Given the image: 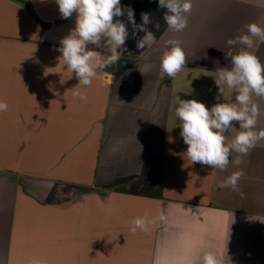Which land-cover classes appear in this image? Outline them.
Segmentation results:
<instances>
[{"label": "crops", "instance_id": "0c3cea01", "mask_svg": "<svg viewBox=\"0 0 264 264\" xmlns=\"http://www.w3.org/2000/svg\"><path fill=\"white\" fill-rule=\"evenodd\" d=\"M120 3L138 25L150 14L155 41L138 49L145 32L133 38L126 10L114 17L128 29L127 51L83 87L57 51L76 13L62 18L55 0H0V264H203L206 252L219 264H264V140L238 166L232 152L221 171L184 155L175 116L177 95L209 109L235 102L227 89L218 97L215 79L230 67L226 41L249 23L264 28V0H191L180 32L158 0ZM168 40L187 61L161 79ZM250 51L264 63V42L254 38ZM252 101L259 131L264 97ZM225 135L230 143L236 129ZM240 170L236 190L222 186ZM144 215L156 223L133 233Z\"/></svg>", "mask_w": 264, "mask_h": 264}, {"label": "clouds", "instance_id": "9594fccd", "mask_svg": "<svg viewBox=\"0 0 264 264\" xmlns=\"http://www.w3.org/2000/svg\"><path fill=\"white\" fill-rule=\"evenodd\" d=\"M59 6L61 17L68 19L76 13L75 27L64 37L57 49L62 56L67 70L75 74L79 81L78 86L89 87L93 79L100 76L103 71L122 58L123 47L129 37L128 29L124 22L115 20L127 11L128 21L133 26L132 36L135 38L138 31L145 35L137 40L136 47L144 49L153 41L154 35L148 31L146 25L150 14L142 12V23L136 24L134 10L121 6L120 0H55ZM158 7L165 8L164 20L168 29L176 32L183 31L188 26V14L192 9L191 0H158ZM155 27L159 30V24ZM246 34L229 38L226 43L230 46L226 58L230 57V67L218 70V97L225 94L226 89L235 94L234 103H216L211 109L195 99L183 100L176 97L175 116L180 121V135L188 146L184 155L192 163L208 165L214 169L225 170L230 163L232 152L237 153L234 163H242V156L247 155L259 141L264 140V129L256 131L257 119L260 115L259 107L252 101V96L264 97V63L254 55L250 49L254 46V38L264 42V28L257 23L245 25ZM167 29V30H168ZM103 41V42H102ZM103 48L104 53L89 48V45ZM167 50L161 57L160 76L163 79L175 78L185 67L186 53L177 40L166 42ZM242 47L235 54L232 48ZM120 49V51H118ZM86 99V97H81ZM8 105L0 101V112L6 111ZM234 122H238L239 129ZM236 129V135L230 143H226L225 133ZM245 173L240 170L233 172L223 183V187L237 189L238 182ZM159 220L165 217L160 215ZM156 220L149 219L147 215L136 217L131 222L130 230L135 233L137 229L148 231ZM203 264H219L213 252L203 255ZM31 264H38L32 261Z\"/></svg>", "mask_w": 264, "mask_h": 264}, {"label": "trees", "instance_id": "16d2710c", "mask_svg": "<svg viewBox=\"0 0 264 264\" xmlns=\"http://www.w3.org/2000/svg\"><path fill=\"white\" fill-rule=\"evenodd\" d=\"M121 191H127V190H123V189H121Z\"/></svg>", "mask_w": 264, "mask_h": 264}]
</instances>
